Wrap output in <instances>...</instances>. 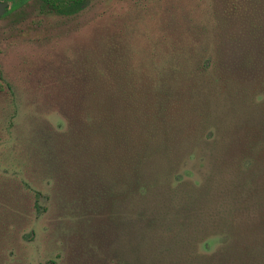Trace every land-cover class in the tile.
<instances>
[{"label": "trees", "instance_id": "trees-1", "mask_svg": "<svg viewBox=\"0 0 264 264\" xmlns=\"http://www.w3.org/2000/svg\"><path fill=\"white\" fill-rule=\"evenodd\" d=\"M89 1L40 3L74 15ZM254 13L162 19L144 46L119 32L83 49L59 96L65 123L45 122L39 139L96 223L91 264H264V10Z\"/></svg>", "mask_w": 264, "mask_h": 264}, {"label": "rangeland", "instance_id": "rangeland-1", "mask_svg": "<svg viewBox=\"0 0 264 264\" xmlns=\"http://www.w3.org/2000/svg\"><path fill=\"white\" fill-rule=\"evenodd\" d=\"M263 10L264 0H90L74 15L36 0L12 5L0 18V264H91L98 255L94 219L55 176L39 139L45 122L65 123L59 96L69 91L64 81L73 77L84 48L119 32L144 46L162 19L176 26L190 14L206 23L214 11Z\"/></svg>", "mask_w": 264, "mask_h": 264}, {"label": "flooded vegetation", "instance_id": "flooded-vegetation-1", "mask_svg": "<svg viewBox=\"0 0 264 264\" xmlns=\"http://www.w3.org/2000/svg\"><path fill=\"white\" fill-rule=\"evenodd\" d=\"M0 1L7 2L9 4V6L7 7V11L5 13V14H7L10 11V9L12 8V5L17 6L20 3L30 1V0H0ZM36 1H41V0H36ZM4 15L0 16V18L3 17Z\"/></svg>", "mask_w": 264, "mask_h": 264}, {"label": "water", "instance_id": "water-1", "mask_svg": "<svg viewBox=\"0 0 264 264\" xmlns=\"http://www.w3.org/2000/svg\"><path fill=\"white\" fill-rule=\"evenodd\" d=\"M8 6L9 4L7 2L0 1V16L6 13Z\"/></svg>", "mask_w": 264, "mask_h": 264}]
</instances>
